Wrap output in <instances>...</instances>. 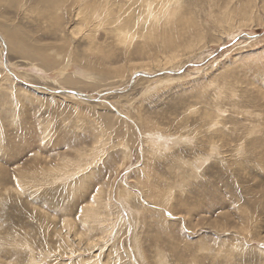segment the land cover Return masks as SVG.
<instances>
[{
	"label": "rangeland",
	"instance_id": "374dc122",
	"mask_svg": "<svg viewBox=\"0 0 264 264\" xmlns=\"http://www.w3.org/2000/svg\"><path fill=\"white\" fill-rule=\"evenodd\" d=\"M0 264H264V0H0Z\"/></svg>",
	"mask_w": 264,
	"mask_h": 264
},
{
	"label": "water",
	"instance_id": "95a60500",
	"mask_svg": "<svg viewBox=\"0 0 264 264\" xmlns=\"http://www.w3.org/2000/svg\"><path fill=\"white\" fill-rule=\"evenodd\" d=\"M169 73H174V72H169ZM162 74H164V73H162ZM137 76H145V74H142V73H137V74H135L134 76H133V79L135 78V77H137ZM65 94H67V95H73V96H75V97H77V98H81V99H83V100H89V98L88 97H86L85 95H83V94H81V93H77V92H74V91H70V92H64ZM63 94V93H62Z\"/></svg>",
	"mask_w": 264,
	"mask_h": 264
},
{
	"label": "bare ground",
	"instance_id": "6f19581e",
	"mask_svg": "<svg viewBox=\"0 0 264 264\" xmlns=\"http://www.w3.org/2000/svg\"><path fill=\"white\" fill-rule=\"evenodd\" d=\"M167 9H168V8H167ZM168 10H169V9H168ZM168 10H165L166 12H164L162 16L168 17V15H169V11H168ZM172 18H173V17H171L170 20H172ZM162 20H163V19H162ZM155 29H156V28H155ZM154 31H155V30H154ZM156 31H157V30H156ZM154 34H155V33H154ZM154 34H153V35H154ZM74 82H75V81H74ZM50 92H51V91H50ZM64 95H65V94H64Z\"/></svg>",
	"mask_w": 264,
	"mask_h": 264
}]
</instances>
